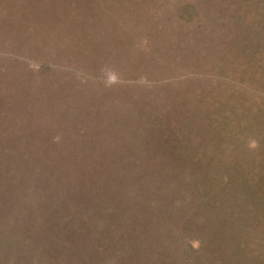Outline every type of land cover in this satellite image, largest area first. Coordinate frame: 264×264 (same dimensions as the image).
Instances as JSON below:
<instances>
[{
	"label": "trees",
	"instance_id": "1",
	"mask_svg": "<svg viewBox=\"0 0 264 264\" xmlns=\"http://www.w3.org/2000/svg\"><path fill=\"white\" fill-rule=\"evenodd\" d=\"M37 1L41 10L35 12V18L49 15L47 5L55 14L67 6L87 14L84 0L66 7L60 0ZM206 1V12L188 4L182 16L197 18V29L206 27L202 30L206 36L215 20L225 26L227 33L219 34L218 42L230 62L216 66L218 76L214 71L197 72L206 80L217 77L218 84L201 83L203 88L193 91L195 98L180 99L181 105L197 112L184 120L182 142L176 140L175 132L168 136V145L163 142L165 124L159 121V111V119L152 121L155 113H148L143 105L127 110L132 104L126 99L113 103L111 113L103 119L93 102L77 99L81 81L71 78L63 80L59 88L60 101L64 99L66 105L61 108L64 118L57 124L44 84L37 87V94L36 86L31 88L26 82L19 84L22 89L13 85L11 90L14 61L0 55V123L5 121L7 127L0 138V264H202L197 258L200 251H194L193 244L186 242L187 248L182 250L185 243L174 236L176 230L201 236L207 231L201 251L210 252L209 259L221 258L208 264H264V129L258 145L250 149L257 156L250 154L247 160L242 155L247 149L240 141L243 115L236 119L232 111L253 108L241 99L239 106L231 92H237L241 83L223 74L232 64L236 76L244 70H264V0ZM25 43L29 46L31 42L25 39ZM24 57H14L19 71L29 70ZM193 66L192 70L198 71L211 65ZM49 67L41 64L38 68L46 73ZM219 80L228 86L224 99L227 116L196 125L199 113L209 112L207 108L213 106L209 102L218 98ZM202 89H207L210 97L202 95ZM82 116L95 128L97 143L93 139L91 143L104 144L105 160L100 166L92 159L95 151L91 146L81 145L84 129L78 123ZM68 120L67 124L75 126L71 125L75 141L72 145L65 142L56 152L60 129ZM255 126L251 125L252 129H258ZM204 132L210 133L209 145L198 144L197 137L205 136ZM142 155L160 161H149L134 171L136 164L141 165ZM148 168L153 172L146 171ZM203 211L210 217H200L198 226L191 220ZM89 219L96 229L88 227Z\"/></svg>",
	"mask_w": 264,
	"mask_h": 264
},
{
	"label": "rangeland",
	"instance_id": "2",
	"mask_svg": "<svg viewBox=\"0 0 264 264\" xmlns=\"http://www.w3.org/2000/svg\"><path fill=\"white\" fill-rule=\"evenodd\" d=\"M31 1H33L32 4H30ZM60 1L64 7L71 2H83V0ZM86 1V15L78 9L75 10L74 6L73 9L67 6L64 8L65 10L62 9L61 12L59 11L60 13L55 14L47 5L49 15H44L41 18H35V12L41 10L36 5L37 0H3L2 3L0 2V55L11 56L10 58L14 61L12 67L16 68L15 76H10L14 79L10 81L8 88L12 90L13 85L26 82L31 88L33 85L36 86L34 91L37 94L40 92L37 87L43 84V88L49 86L51 90L47 92L44 88V93H46L44 95L49 97L46 101L55 111L54 121L58 124L65 115L61 109L64 108L62 105L65 104V101L64 99L60 101L62 96L61 93L59 94V88L63 85V80L68 82L70 78L77 79L81 81V93L80 95L75 94L77 99L82 103L93 102V105L98 107L97 110L103 119L111 113L113 103H122L126 99L129 104H132L127 107V110H133L138 105H141L140 107L143 105L148 113H155L156 116L152 121L159 119V116L157 117L159 111V115H162L159 121L165 124L162 135L163 142H167L168 145L167 138L171 137L173 132H175L176 140L179 138V141L182 142L186 128L184 120L187 117H195L197 112L195 109L181 105L180 99L190 100L191 96L194 97L195 88H203L201 83L209 81L214 85L218 84L217 77L206 80L203 74L207 71L209 73L214 71L217 75L216 73L219 71L216 66H227L230 62V56L225 55V47L219 43L221 41L218 37L219 34H226L227 28L215 20L211 33H206V36L202 33L206 27L197 29V18L189 20L182 16V11L188 4L196 5L200 13L206 12L209 7L206 0H84V2ZM52 4V10H54V2ZM205 36L207 40H204ZM25 39L31 42L29 46H26ZM22 55L30 63L29 70L22 68L25 72L17 70L20 64L14 58ZM207 63L211 66L204 67V70L203 68L198 71L192 70L195 64L205 65ZM41 64L50 65L46 73H40L38 67ZM236 71L235 65L232 64L230 71L223 74L224 77L238 79L241 83L237 87V92H231L238 99L239 106L241 99L246 105L253 108H247L242 112L232 111L233 115H236V119L239 115H243L239 124L243 133L240 141L243 148L249 152L240 150L242 155H246L245 157L249 160L250 154L257 156V153H253L254 151L250 149H255L258 145L261 129H264L261 123V121L264 123V70L249 72L244 70V72L240 71L238 76L235 74ZM197 72L203 74H197ZM65 76H67L66 79ZM85 77L86 79H84ZM224 81L219 80L221 90L219 92L218 87V98L213 102L207 100L213 106L207 108L209 112L199 113L196 125H204L208 118L214 122V120L217 121V116H220L221 119L227 116L228 109L224 99L227 96L228 86L224 87ZM244 86L247 87L246 90H244ZM22 88V86H18V90ZM249 89L251 91L246 92ZM201 92L202 95L210 97L207 89H202ZM206 97L204 100L207 99ZM77 99L78 105L80 103ZM248 109L250 112L247 111ZM85 112L81 111L80 113L85 114ZM241 116L239 117L242 118ZM245 117L249 120L247 121ZM69 121H65L60 129L61 139L58 141L60 147L56 152L63 149L65 142L72 145L75 141L73 138L75 136L74 124L71 122L67 124ZM4 122L0 123V138L6 133L4 128L7 127H4ZM236 122L239 123L238 120ZM254 122L258 126H255ZM78 124V127L84 129L83 136L80 138L81 145L91 146L90 149L95 151L92 159L100 166V161L104 162L105 160V157L103 158L104 144L91 143L92 139L95 140V128L90 126L84 116L81 117ZM111 124L115 123L112 121ZM251 125L259 130L252 129ZM196 132H200L199 127ZM204 133L205 136L197 137L198 144L209 145L210 133ZM99 137L101 138V135ZM94 142L97 143L96 140ZM169 147L171 148V146ZM175 147L177 146L175 145ZM22 151L28 153L24 149ZM141 161V165L140 162L135 165L137 168L134 171L139 170L138 167L149 165V161L151 163L158 162L160 158L155 160L151 156L147 158L142 155ZM153 170L148 168L146 171L153 172ZM195 216L196 218L191 221L196 222L198 226H200L198 222L200 217H204V220L210 217L209 213H205V211L201 212L198 217ZM87 225L96 229L95 222L91 219L87 221ZM192 232L176 230L175 233L178 234L174 236L179 243L180 241H182L181 244L185 243L183 251L187 248L186 242H189L190 245L195 246L194 251H200L197 258L205 264L210 263L214 260V258L209 259L210 252L206 250L202 252L200 249L203 239L208 237L207 231L203 232L204 236L196 232L191 234ZM210 241L212 243L211 239ZM206 257H208L207 261L203 259ZM215 260L221 261V258ZM215 260L214 262H216Z\"/></svg>",
	"mask_w": 264,
	"mask_h": 264
}]
</instances>
